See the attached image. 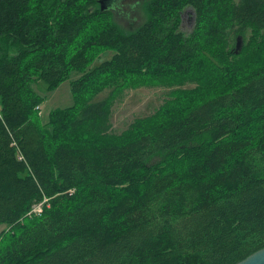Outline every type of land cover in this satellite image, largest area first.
Masks as SVG:
<instances>
[{"label": "trees", "instance_id": "16d2710c", "mask_svg": "<svg viewBox=\"0 0 264 264\" xmlns=\"http://www.w3.org/2000/svg\"><path fill=\"white\" fill-rule=\"evenodd\" d=\"M142 10L127 29L99 0H0V264H235L264 247V0ZM139 76L199 85L171 119L116 132L115 89L93 98ZM67 79L73 103L43 122L41 87Z\"/></svg>", "mask_w": 264, "mask_h": 264}, {"label": "rangeland", "instance_id": "374dc122", "mask_svg": "<svg viewBox=\"0 0 264 264\" xmlns=\"http://www.w3.org/2000/svg\"><path fill=\"white\" fill-rule=\"evenodd\" d=\"M146 0H111L110 11L114 15L115 20L127 29H133L144 22L145 14L143 12V4ZM194 9L189 6L182 13L181 28L184 31H190L194 28ZM108 51L103 54L102 59L111 55ZM99 60L98 62H100ZM78 73L71 75L70 79L78 76ZM209 75H215L210 73ZM179 77L167 78L153 81L151 77L139 76L132 77L123 86L106 85L93 100H100L107 97L112 89H115L113 96L112 109V128L116 132H121L128 129L134 121L141 118L149 117L154 121H164L171 119L177 107H179V97H186V94H179L178 99L173 101V97L181 91H192L199 85L197 81H191V78H182L184 83H176ZM194 80V79H193ZM70 80H65L54 91H48L44 86L41 87V93L45 96V100L38 107L39 115L43 122H46L51 114L58 107H65L73 103V95L70 89ZM184 98L182 99V101ZM181 101V102H182ZM185 102H182L183 108ZM172 103V104H171ZM74 189L70 191L73 193ZM42 202L44 210L48 199L44 202L37 201L33 203L30 211ZM6 225L0 226V231Z\"/></svg>", "mask_w": 264, "mask_h": 264}, {"label": "water", "instance_id": "95a60500", "mask_svg": "<svg viewBox=\"0 0 264 264\" xmlns=\"http://www.w3.org/2000/svg\"><path fill=\"white\" fill-rule=\"evenodd\" d=\"M99 3L101 4L102 10H106L110 8L111 0H99ZM241 44V40L239 39L237 46L240 47ZM235 264H264V247L251 253L246 258Z\"/></svg>", "mask_w": 264, "mask_h": 264}, {"label": "built area", "instance_id": "2783aa9c", "mask_svg": "<svg viewBox=\"0 0 264 264\" xmlns=\"http://www.w3.org/2000/svg\"><path fill=\"white\" fill-rule=\"evenodd\" d=\"M46 200H47V198L44 199L43 201L45 202ZM42 211H43V209H42V202H41V203L37 204L36 207H34V208L30 211V213L40 214V213H42Z\"/></svg>", "mask_w": 264, "mask_h": 264}]
</instances>
